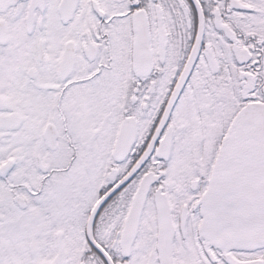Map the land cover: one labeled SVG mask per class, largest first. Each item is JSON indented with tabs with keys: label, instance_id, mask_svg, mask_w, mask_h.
Returning a JSON list of instances; mask_svg holds the SVG:
<instances>
[{
	"label": "snow or ice",
	"instance_id": "obj_1",
	"mask_svg": "<svg viewBox=\"0 0 264 264\" xmlns=\"http://www.w3.org/2000/svg\"><path fill=\"white\" fill-rule=\"evenodd\" d=\"M0 264H264V0H0Z\"/></svg>",
	"mask_w": 264,
	"mask_h": 264
}]
</instances>
